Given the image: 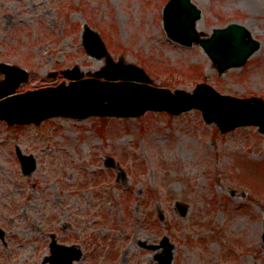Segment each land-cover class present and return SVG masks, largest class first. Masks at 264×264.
<instances>
[{
    "label": "rangeland",
    "instance_id": "374dc122",
    "mask_svg": "<svg viewBox=\"0 0 264 264\" xmlns=\"http://www.w3.org/2000/svg\"><path fill=\"white\" fill-rule=\"evenodd\" d=\"M166 1L0 0V62L29 72L17 91L68 82L59 71L74 65L87 76L105 65L83 50L87 22L114 60L144 68L154 86L192 91L205 80L218 93L264 100V0H192L201 31L237 21L260 41L243 66L219 75L199 45L165 35ZM201 117L191 109L0 120V264H41L51 234L82 248L74 264H151L157 250L140 243L164 234L172 264H264V133H221ZM16 146L36 159L32 173H22Z\"/></svg>",
    "mask_w": 264,
    "mask_h": 264
},
{
    "label": "water",
    "instance_id": "95a60500",
    "mask_svg": "<svg viewBox=\"0 0 264 264\" xmlns=\"http://www.w3.org/2000/svg\"><path fill=\"white\" fill-rule=\"evenodd\" d=\"M200 18L201 10L191 0H168L162 11L166 35L181 45L199 44L218 74L241 67L258 50L260 41L252 36L246 26L231 22L224 27L213 28L211 34H206L196 28ZM83 28L81 39L84 50L91 56H105L107 64L87 78H83L78 66H74L61 71L70 80L68 84L60 82L56 86L15 93L19 84L27 80L28 74L17 65L1 62L0 73L4 75L0 80L1 120L9 125L39 124L55 116H72L76 119L90 115L128 117L138 116L148 110L179 114L195 108L201 111V118L208 123H215L221 132L242 125H255L260 132H264V101L261 98L218 94L206 82L196 84L192 92L154 87L144 69L132 64L122 65L120 61L114 62L98 32L86 23ZM16 152L22 171L25 174L33 171L36 166L33 156L22 154L18 147ZM174 204L179 215H186V204L180 201ZM261 232L264 240V218ZM141 244L151 249L162 247L153 257L157 262L152 264H171L174 245L166 235L162 236L158 244ZM49 247L50 255L44 258L43 263L73 264L74 260L82 256L78 245L61 244L54 237Z\"/></svg>",
    "mask_w": 264,
    "mask_h": 264
},
{
    "label": "bare ground",
    "instance_id": "6f19581e",
    "mask_svg": "<svg viewBox=\"0 0 264 264\" xmlns=\"http://www.w3.org/2000/svg\"><path fill=\"white\" fill-rule=\"evenodd\" d=\"M197 27L199 28V25H197ZM4 190H1L0 192H3ZM10 191H12V192H14L13 190H10Z\"/></svg>",
    "mask_w": 264,
    "mask_h": 264
}]
</instances>
